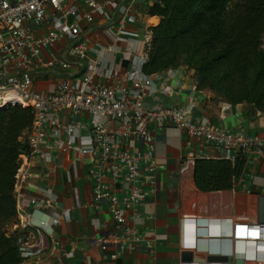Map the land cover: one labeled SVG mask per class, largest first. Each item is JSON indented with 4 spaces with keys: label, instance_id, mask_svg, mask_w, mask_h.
<instances>
[{
    "label": "built area",
    "instance_id": "2783aa9c",
    "mask_svg": "<svg viewBox=\"0 0 264 264\" xmlns=\"http://www.w3.org/2000/svg\"><path fill=\"white\" fill-rule=\"evenodd\" d=\"M135 1L145 5L148 0ZM132 5L126 0H0V110L16 105L31 110L33 127L24 133L28 152L23 156L50 163L55 152L71 153L73 169L74 162L90 169L93 202L106 204L114 224L93 241L101 252L112 249L108 257L115 260L119 252L135 251L140 243L153 253L152 241L134 221L141 216L144 186L155 183V131L171 124L189 141L206 147L198 156L187 152L184 169L202 159L234 164L242 154L244 173L233 189L198 191L188 203L182 224L191 228V241L182 249L198 259L185 264H235L236 260L264 264V224L257 217L264 180L254 181L264 172V136L245 128L212 127L195 112L199 98L187 96L179 106L162 104L182 82L173 85L165 78L176 71L143 72L151 43L149 29L142 40L123 50L112 44L97 50L84 41V25H102L113 43L134 36L126 30L137 22ZM44 53L49 56L44 58ZM110 54H119L120 63H127L124 71L108 60ZM236 107L224 103L222 120ZM254 116L264 115L255 112ZM18 171L15 197L29 177L28 169ZM246 186H254L256 194L240 190ZM73 194L79 206L76 189ZM30 206L32 212L14 227L22 233L18 239L22 264H37L52 229L71 219L69 208L54 207L48 215L35 199ZM223 223L227 231H222ZM208 257H224L227 262L210 263Z\"/></svg>",
    "mask_w": 264,
    "mask_h": 264
},
{
    "label": "crops",
    "instance_id": "0c3cea01",
    "mask_svg": "<svg viewBox=\"0 0 264 264\" xmlns=\"http://www.w3.org/2000/svg\"><path fill=\"white\" fill-rule=\"evenodd\" d=\"M154 0H148L145 5H139L135 0L130 2L137 22L128 24L126 30L134 36L126 35L115 43L102 32L101 26L83 27L84 41L89 46L99 50L107 44L123 50L142 40L150 27L159 23L157 17H148L147 5ZM116 26V25H115ZM90 28H93L90 31ZM127 38H130L127 41ZM104 54V53H103ZM44 58L49 53L43 54ZM108 60L121 72L127 63H120L119 54L108 55ZM90 60L94 55L89 54ZM89 60V61H90ZM175 76L168 78L176 85L181 79V85L171 93L162 104L182 105L187 96L200 100L196 113L205 117L212 127L229 128L232 131L247 129L251 133L264 136V116L246 117V108L236 107L235 112H228L222 120L221 107L224 104L215 99L210 92H198L192 74L179 68ZM105 82V81H103ZM109 84L108 81L105 82ZM38 86H41L40 84ZM184 98V99H183ZM155 142L154 186L145 185L143 188L144 200L141 207L140 219L134 221L139 232L152 241L153 253L149 254L140 243L135 251L123 250L115 260H110L107 252H101L93 239L113 229L114 224L107 212L106 204L95 205L91 194L90 169L81 162H74L71 153H53L50 163L41 161L30 155L21 156L19 170L28 169L29 177L22 189L16 192V211L18 222L32 212L30 201L35 199L40 203V211L52 215L53 208L72 209L69 222L62 221L52 229L47 238L46 248L37 264H185L183 254L190 253L182 249V245L191 241V228L182 224V217L187 212L188 203L194 198L198 190L193 181V166L186 165V153L192 151L195 156L206 152V147L196 141H189L185 133L168 124L163 129L153 133ZM19 173V171H18ZM261 172L254 181L261 184L264 180ZM243 188V187H242ZM240 190L248 191L254 186H246ZM74 189L77 190L76 206ZM248 189V190H247ZM222 231H227L226 224H222ZM192 255V261L198 260ZM202 258V256H198ZM31 264V263H25Z\"/></svg>",
    "mask_w": 264,
    "mask_h": 264
},
{
    "label": "trees",
    "instance_id": "16d2710c",
    "mask_svg": "<svg viewBox=\"0 0 264 264\" xmlns=\"http://www.w3.org/2000/svg\"><path fill=\"white\" fill-rule=\"evenodd\" d=\"M146 14L159 23L149 28L144 73L186 68L198 92L264 115V0H154ZM32 127L30 109L0 111V264H22L15 184ZM243 173L242 154L234 164L195 160L193 181L200 192L228 191Z\"/></svg>",
    "mask_w": 264,
    "mask_h": 264
},
{
    "label": "water",
    "instance_id": "95a60500",
    "mask_svg": "<svg viewBox=\"0 0 264 264\" xmlns=\"http://www.w3.org/2000/svg\"><path fill=\"white\" fill-rule=\"evenodd\" d=\"M28 28H30L32 30H36L38 28V26L28 25ZM1 110H3V109H1ZM257 217H258L259 223L264 224V195L263 196L261 195L258 197ZM183 261L191 262L192 261L191 253H184L183 254ZM207 261L210 263H222V262H227V258H224V257H208ZM235 264H243V261L242 260H236Z\"/></svg>",
    "mask_w": 264,
    "mask_h": 264
},
{
    "label": "rangeland",
    "instance_id": "374dc122",
    "mask_svg": "<svg viewBox=\"0 0 264 264\" xmlns=\"http://www.w3.org/2000/svg\"><path fill=\"white\" fill-rule=\"evenodd\" d=\"M263 48H264V39H263ZM262 176H264V173L262 174ZM247 190H248V189H247ZM263 190H264V187H261V188H260V192H262ZM250 193H252V194H256V189H255V187H254V189L251 190Z\"/></svg>",
    "mask_w": 264,
    "mask_h": 264
}]
</instances>
